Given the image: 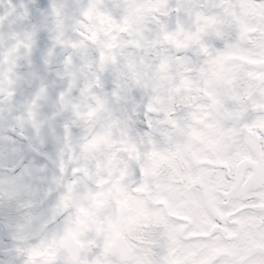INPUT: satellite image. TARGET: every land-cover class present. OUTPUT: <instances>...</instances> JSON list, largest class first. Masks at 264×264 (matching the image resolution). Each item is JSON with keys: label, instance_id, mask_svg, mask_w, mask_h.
<instances>
[{"label": "clouds", "instance_id": "9594fccd", "mask_svg": "<svg viewBox=\"0 0 264 264\" xmlns=\"http://www.w3.org/2000/svg\"><path fill=\"white\" fill-rule=\"evenodd\" d=\"M0 264H264V0H0Z\"/></svg>", "mask_w": 264, "mask_h": 264}]
</instances>
